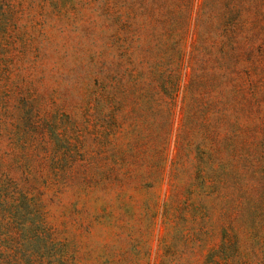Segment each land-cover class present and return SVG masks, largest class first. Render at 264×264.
<instances>
[{"label":"rangeland","instance_id":"rangeland-1","mask_svg":"<svg viewBox=\"0 0 264 264\" xmlns=\"http://www.w3.org/2000/svg\"><path fill=\"white\" fill-rule=\"evenodd\" d=\"M0 264H264V0H0Z\"/></svg>","mask_w":264,"mask_h":264}]
</instances>
